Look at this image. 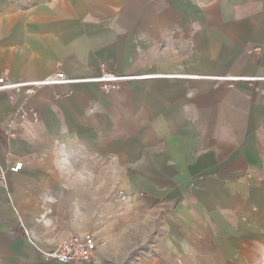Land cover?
<instances>
[{"label": "crops", "instance_id": "0c3cea01", "mask_svg": "<svg viewBox=\"0 0 264 264\" xmlns=\"http://www.w3.org/2000/svg\"><path fill=\"white\" fill-rule=\"evenodd\" d=\"M101 63L152 77L45 87L28 99L38 120L0 91V162L36 155L0 184V264H56L40 250L119 229L152 232L133 264L258 263L264 82L212 77L264 76V0H0V76L95 78Z\"/></svg>", "mask_w": 264, "mask_h": 264}, {"label": "built area", "instance_id": "2783aa9c", "mask_svg": "<svg viewBox=\"0 0 264 264\" xmlns=\"http://www.w3.org/2000/svg\"><path fill=\"white\" fill-rule=\"evenodd\" d=\"M256 53H261L262 48H256ZM99 76L95 78L73 79L67 76L62 70H58L49 76L33 81H10L7 78V71L0 76V91L23 92V98L19 103L16 117L26 118L31 115L34 120L39 119V115L28 105V99L34 96L40 89L48 86H63L75 83H96L106 92L111 93L119 88L120 84L129 79H145L152 76H125L115 73L109 64L101 63ZM212 79L224 82L229 89L235 87L237 83L246 82L252 85L258 82H264V76H244L235 74H225L212 77ZM264 94V87L257 89ZM13 136V134H11ZM36 160V155L30 153L26 156H17L13 153H7L4 163L0 162V184L6 186L8 175L17 174L28 168L29 162ZM99 249V240L94 233H72L62 238L58 244L50 250H40L43 259L52 261L56 264H88L92 262Z\"/></svg>", "mask_w": 264, "mask_h": 264}, {"label": "rangeland", "instance_id": "374dc122", "mask_svg": "<svg viewBox=\"0 0 264 264\" xmlns=\"http://www.w3.org/2000/svg\"><path fill=\"white\" fill-rule=\"evenodd\" d=\"M144 211L147 212L146 209ZM146 219H148V216H145L144 220ZM125 227H128V225ZM94 234L99 240L97 257L106 260L103 264H133L139 254L150 251L149 243H152V232H149V230L136 232V230L129 231L127 229L120 232L119 229L115 232L99 231ZM89 264H95V262L92 261ZM256 264H264V254Z\"/></svg>", "mask_w": 264, "mask_h": 264}]
</instances>
